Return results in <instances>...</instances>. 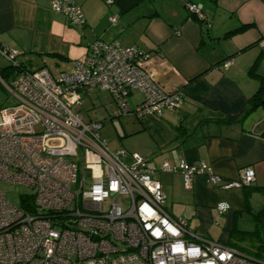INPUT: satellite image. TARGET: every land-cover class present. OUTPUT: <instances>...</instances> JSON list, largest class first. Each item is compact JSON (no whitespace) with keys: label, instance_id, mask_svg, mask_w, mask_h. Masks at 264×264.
<instances>
[{"label":"built area","instance_id":"built-area-1","mask_svg":"<svg viewBox=\"0 0 264 264\" xmlns=\"http://www.w3.org/2000/svg\"><path fill=\"white\" fill-rule=\"evenodd\" d=\"M187 8L201 17L194 5ZM52 11L73 27L85 23L72 0H54ZM19 55L0 47V57L15 68L10 84L0 81L16 102L0 110V181L31 195L16 206L0 192V264H264L189 232L186 221L165 211L146 160L111 150L99 134L102 122H85L75 111L93 91L108 93L118 117L180 109L181 92H165L145 69L147 53L95 40L83 61L56 74L28 68ZM134 91L139 103L132 101ZM160 171L178 174L185 189L196 176L220 190L254 182L249 168L231 181L184 160L163 162ZM228 209L217 206L219 214Z\"/></svg>","mask_w":264,"mask_h":264},{"label":"crops","instance_id":"crops-1","mask_svg":"<svg viewBox=\"0 0 264 264\" xmlns=\"http://www.w3.org/2000/svg\"><path fill=\"white\" fill-rule=\"evenodd\" d=\"M53 1L0 0V47L18 51V61L30 69L35 61L42 62L39 68L45 60L56 67L81 62L95 40L147 53L145 69L165 92L180 91L183 104L158 117L126 115L138 126L125 151L155 171L172 218L226 245L242 214L264 208L257 190L264 188V109L245 115L247 100L264 82V0H72L83 13L82 27L52 11ZM132 101L140 102L133 93ZM181 160L231 181L249 168L254 182L220 190L196 176L185 189L178 174L160 171L163 162ZM221 204L229 207L223 214Z\"/></svg>","mask_w":264,"mask_h":264},{"label":"rangeland","instance_id":"rangeland-1","mask_svg":"<svg viewBox=\"0 0 264 264\" xmlns=\"http://www.w3.org/2000/svg\"><path fill=\"white\" fill-rule=\"evenodd\" d=\"M45 67L53 74L58 73L61 70L70 69V66L60 65L56 67L54 61L45 60ZM9 63L0 57V80L6 84H10L11 76H7L6 72L3 70L7 68ZM42 66V62L35 61L33 64V69L36 70ZM0 81V110L4 108L13 107L16 105L15 100L12 98L11 94L5 89ZM135 100H141V94L137 91L133 92ZM77 111L83 118L85 122L87 121H100L102 126L99 130L101 139L106 140L108 147L111 150L118 149H128L127 144L133 139L130 132L134 126H138V122L133 116H116V109L110 99V96L106 92L93 91L89 95L82 97L81 104L76 107ZM165 115L168 113L165 112ZM132 115V114H129ZM114 117V118H112ZM111 119V120H110ZM129 140V141H127ZM0 192L3 193L6 199L13 205L21 206L24 199L31 195L30 190L23 186L12 185L4 181H0ZM257 213V212H254ZM237 227L230 233L236 234L242 231H253L255 223L251 216L247 214H242L241 220H238ZM242 230V231H241ZM230 242L235 243L232 245L241 254L253 256V249L247 241H239L235 237H230Z\"/></svg>","mask_w":264,"mask_h":264},{"label":"trees","instance_id":"trees-1","mask_svg":"<svg viewBox=\"0 0 264 264\" xmlns=\"http://www.w3.org/2000/svg\"><path fill=\"white\" fill-rule=\"evenodd\" d=\"M3 71L6 72L7 76H11L15 71V68H13L11 65H8L7 68H5ZM259 108L264 109V82L261 83L254 95L247 100V109L245 115H248ZM220 123L225 124L226 122L222 121ZM257 190L262 196H264V188H258ZM249 214L251 215L255 223L254 230L251 232H237L236 234H231L230 237H235L239 241L249 242L251 248L253 249L254 255L247 256L260 261H264V208H262L257 213L249 212ZM226 245L235 249V247H233L232 245L236 244L228 240V243Z\"/></svg>","mask_w":264,"mask_h":264}]
</instances>
